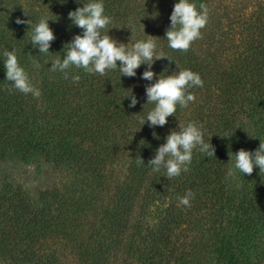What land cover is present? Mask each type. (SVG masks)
I'll return each instance as SVG.
<instances>
[{"label":"trees","instance_id":"trees-1","mask_svg":"<svg viewBox=\"0 0 264 264\" xmlns=\"http://www.w3.org/2000/svg\"><path fill=\"white\" fill-rule=\"evenodd\" d=\"M243 1L189 0L208 15L183 52L166 38L179 0H0V160L48 164L63 178L36 193L4 180L0 264H264V173L234 168L236 152L264 141V0ZM91 2L110 18L104 35L127 49L151 39L155 54L171 59L153 62L152 81L142 78L147 63L134 77L119 67L100 75L71 66L67 79L51 71L50 58L62 60L65 44L83 34L69 12ZM17 17L33 26L49 20V53L33 46V27ZM5 51H15L38 98L6 80ZM180 70L199 74L203 87L188 89L195 101L177 105L167 124L150 127L146 87ZM189 123L215 156L194 148L189 170L169 180L148 162ZM189 190L191 207L179 205Z\"/></svg>","mask_w":264,"mask_h":264},{"label":"clouds","instance_id":"clouds-1","mask_svg":"<svg viewBox=\"0 0 264 264\" xmlns=\"http://www.w3.org/2000/svg\"><path fill=\"white\" fill-rule=\"evenodd\" d=\"M199 7L202 11H198L196 5L189 0H179L174 5L170 16L171 26L166 32L168 46L171 49L187 52L191 43L200 37V30L207 23L208 9L203 3ZM25 15H28L26 11ZM68 15L74 25L83 29V34L76 35L65 44L66 55L62 60L56 58L49 60L52 62L51 71L64 72L66 79L68 78L67 70L71 66L82 68L89 74L100 75H104L107 70L119 67L121 76L134 77L141 64L147 63L148 69L143 72L142 78L152 81L156 76L152 70L153 62L165 57L169 58L162 53L155 54L156 43L151 39L137 41L131 49H127L124 44L118 43L110 35H104L102 30L110 23V18L104 15V6L101 2L88 3L69 12ZM48 21L40 19L33 26L31 20L19 17L16 19L17 24H29L33 27L31 43L34 47L38 46L42 54L50 52L51 42L56 38ZM3 55L6 57L4 61L6 80L12 82L13 87L19 92L38 98L41 93L29 82L27 73L18 63L15 51H5ZM36 66L39 67L38 64ZM174 73L167 76L160 75L155 83L146 87L147 103L155 105L147 114L146 121L149 122L150 127L167 124L168 117L176 114L177 105L187 108L190 102L195 101V95L188 89L194 86L203 87L204 82L200 75L191 70H180ZM72 79L78 82L80 77L75 75ZM125 98H130L129 107L134 108L138 103L133 93ZM146 121L141 123L144 125ZM194 148H198L201 153L206 154V157L215 156V148L212 144L205 142L203 133L194 123H189L187 126L179 124V130L171 131L166 138V143L156 150L154 158L150 159L148 164L152 165L153 171L156 172H159L161 168L166 169L165 176L171 180L181 175L182 171L189 170L188 165L192 161ZM229 155L232 160V153L230 152ZM140 163H144L143 159L138 161V164ZM257 166L260 173H264V141H261L254 152L240 149L235 153L234 168L244 175H251L254 167ZM228 174L235 173L233 169H229ZM194 196L195 194L189 190L180 198L179 205L191 207V199Z\"/></svg>","mask_w":264,"mask_h":264},{"label":"rangeland","instance_id":"rangeland-1","mask_svg":"<svg viewBox=\"0 0 264 264\" xmlns=\"http://www.w3.org/2000/svg\"><path fill=\"white\" fill-rule=\"evenodd\" d=\"M229 6H245L243 0H216ZM249 2V1H247ZM62 174L48 164L27 165L15 159L0 160V188L4 180L27 187L32 193L41 189L60 185Z\"/></svg>","mask_w":264,"mask_h":264}]
</instances>
